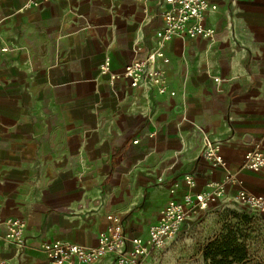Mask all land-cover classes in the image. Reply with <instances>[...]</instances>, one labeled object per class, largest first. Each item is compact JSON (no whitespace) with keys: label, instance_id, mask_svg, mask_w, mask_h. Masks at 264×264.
Listing matches in <instances>:
<instances>
[{"label":"crops","instance_id":"crops-1","mask_svg":"<svg viewBox=\"0 0 264 264\" xmlns=\"http://www.w3.org/2000/svg\"><path fill=\"white\" fill-rule=\"evenodd\" d=\"M210 1L214 40L175 37L158 61L171 96L100 73L108 58L118 73L135 47L155 46L163 0H0V264H48L44 243L94 245L111 214L147 238L170 189L189 190L186 174L194 193L224 181L201 157L205 135L264 196V168L240 169L246 152H264V0ZM11 217L26 222L22 250L2 238Z\"/></svg>","mask_w":264,"mask_h":264},{"label":"built area","instance_id":"built-area-1","mask_svg":"<svg viewBox=\"0 0 264 264\" xmlns=\"http://www.w3.org/2000/svg\"><path fill=\"white\" fill-rule=\"evenodd\" d=\"M58 0H27L24 8H33ZM69 1V0H60ZM163 25L155 33L156 43L151 48L135 47L133 60L118 73L111 74L110 58L100 66V73L110 75L111 80L127 79L134 86L148 87L158 94L175 96L170 90L165 70L158 66V61H167L165 46L175 37L190 39L206 38L214 40L215 29L207 27L206 16L217 10V5L210 0H163ZM201 157L212 167L224 172V181L209 182L205 190L194 193L196 179L191 174L185 175L188 191L182 197H176L175 188H171V199L161 211L157 222L149 228L147 238H130L125 232L122 217L111 214L106 228L98 235L94 245H82L65 241L44 243L42 248L48 258V264H67L75 259L79 264H96L111 257L112 264H141V260L154 250L165 248L172 241L189 217L207 210L218 202L229 186H237L233 202L255 210L264 216V196L254 194L242 186L241 181L232 171L228 161L222 155L220 141L205 135L202 139ZM264 168V152L254 148L244 155L240 169L259 172ZM163 181L162 177L158 179ZM3 240L22 250L26 247V222L21 218H9L5 224ZM2 264H8L2 262Z\"/></svg>","mask_w":264,"mask_h":264},{"label":"rangeland","instance_id":"rangeland-1","mask_svg":"<svg viewBox=\"0 0 264 264\" xmlns=\"http://www.w3.org/2000/svg\"><path fill=\"white\" fill-rule=\"evenodd\" d=\"M229 238L244 246L242 263L264 264V216L234 202H218L192 214L165 248L152 251L148 264H210L205 258L207 246Z\"/></svg>","mask_w":264,"mask_h":264},{"label":"trees","instance_id":"trees-1","mask_svg":"<svg viewBox=\"0 0 264 264\" xmlns=\"http://www.w3.org/2000/svg\"><path fill=\"white\" fill-rule=\"evenodd\" d=\"M245 248L243 245H237L235 239L229 238L218 244L217 242L210 243L206 248L205 258L211 260L210 264H233L235 262L242 263L245 258ZM241 255V256H239ZM221 256V258H217ZM234 256V260L230 258Z\"/></svg>","mask_w":264,"mask_h":264}]
</instances>
